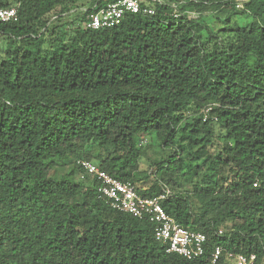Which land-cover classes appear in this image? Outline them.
Returning <instances> with one entry per match:
<instances>
[{"label": "trees", "instance_id": "16d2710c", "mask_svg": "<svg viewBox=\"0 0 264 264\" xmlns=\"http://www.w3.org/2000/svg\"><path fill=\"white\" fill-rule=\"evenodd\" d=\"M162 1L91 30L104 1L0 0L18 11L0 23V264H264V0ZM148 138L169 153L144 171ZM80 160L142 197L169 192L165 211L207 236L204 256L168 253Z\"/></svg>", "mask_w": 264, "mask_h": 264}, {"label": "built area", "instance_id": "2783aa9c", "mask_svg": "<svg viewBox=\"0 0 264 264\" xmlns=\"http://www.w3.org/2000/svg\"><path fill=\"white\" fill-rule=\"evenodd\" d=\"M100 1V0H98ZM102 6L87 15L85 29L100 30L120 25L129 14L140 12L154 15L153 8L144 7L146 0H101ZM165 5L162 0H151ZM16 8L0 9V23L17 21ZM78 166L98 182V194L109 206L139 219H148L154 225L155 238L167 246V252L177 254L189 260L204 256L207 236L183 227L173 217L167 214L162 202L169 196L165 192L157 197H142L130 182L120 181L100 169L95 163L80 160ZM222 235V230L219 231ZM225 253L223 247H217L212 255L213 263ZM227 259L233 264H261L255 254L226 252Z\"/></svg>", "mask_w": 264, "mask_h": 264}, {"label": "rangeland", "instance_id": "374dc122", "mask_svg": "<svg viewBox=\"0 0 264 264\" xmlns=\"http://www.w3.org/2000/svg\"><path fill=\"white\" fill-rule=\"evenodd\" d=\"M245 0H236V3L239 4V8H242L243 2ZM190 15L193 16L194 13L192 11H189ZM228 13V9H225L224 11L217 12V13H206V24L210 27H212L214 30H217L218 28L223 26V23L220 21L219 18L225 19L226 15ZM75 17L70 16L68 18V24H70L71 21L74 20ZM240 18V17H237ZM254 19L253 18H248V19H241L242 23H249L252 22ZM67 29V26H65ZM7 46V41L5 38L0 39V54H3V51L6 49ZM216 131L217 133L220 132V129L216 126ZM150 139L148 138L147 140L143 141V146H146L145 149V155L141 161V170L144 171H149L150 166L153 163V161H161L166 158L168 155V151H163L159 147L155 145H150ZM68 167H65L63 170H67ZM185 188L187 190H190L192 188L193 181H186L185 183Z\"/></svg>", "mask_w": 264, "mask_h": 264}]
</instances>
